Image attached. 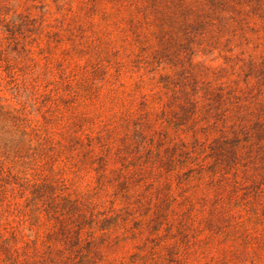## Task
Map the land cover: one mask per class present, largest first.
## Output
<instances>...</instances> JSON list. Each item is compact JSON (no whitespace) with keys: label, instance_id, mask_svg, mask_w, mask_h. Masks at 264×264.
I'll list each match as a JSON object with an SVG mask.
<instances>
[{"label":"rangeland","instance_id":"obj_1","mask_svg":"<svg viewBox=\"0 0 264 264\" xmlns=\"http://www.w3.org/2000/svg\"><path fill=\"white\" fill-rule=\"evenodd\" d=\"M0 264H264V0H0Z\"/></svg>","mask_w":264,"mask_h":264}]
</instances>
